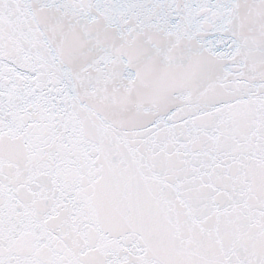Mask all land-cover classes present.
<instances>
[{
  "label": "snow or ice",
  "instance_id": "1",
  "mask_svg": "<svg viewBox=\"0 0 264 264\" xmlns=\"http://www.w3.org/2000/svg\"><path fill=\"white\" fill-rule=\"evenodd\" d=\"M0 264H264V0H0Z\"/></svg>",
  "mask_w": 264,
  "mask_h": 264
}]
</instances>
